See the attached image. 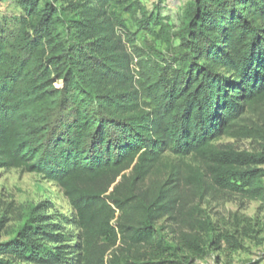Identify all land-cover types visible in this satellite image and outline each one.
<instances>
[{"label":"trees","instance_id":"obj_1","mask_svg":"<svg viewBox=\"0 0 264 264\" xmlns=\"http://www.w3.org/2000/svg\"><path fill=\"white\" fill-rule=\"evenodd\" d=\"M9 1L21 14H0V170L54 184L77 234L45 201L0 264H194L258 233L245 220L220 232L200 204H264V151L221 143L264 148V0H188L175 33L142 0Z\"/></svg>","mask_w":264,"mask_h":264},{"label":"rangeland","instance_id":"obj_2","mask_svg":"<svg viewBox=\"0 0 264 264\" xmlns=\"http://www.w3.org/2000/svg\"><path fill=\"white\" fill-rule=\"evenodd\" d=\"M188 0H142L147 12L160 16L164 25H169L175 33L182 24L183 10ZM0 14L9 17L19 16L20 10L9 0H0ZM125 25L135 33L137 28L126 15ZM136 46L165 51V46L150 35L137 34ZM173 41V45H177ZM222 144H231L240 151H264V148L251 141L234 142L223 140ZM47 201L51 206L48 214L55 223H60L66 233L76 235L77 229L66 223L72 217V210L60 190L52 183L45 182L39 176L20 170H0V243L15 236L29 219L33 208ZM200 207L211 219L218 231H233L234 223L248 221L257 234H249L241 241L242 249L233 254L210 250L204 260L194 264H264V204L240 199L235 196L208 197ZM245 224H247L245 222ZM242 227V226H241ZM240 229V228H239Z\"/></svg>","mask_w":264,"mask_h":264}]
</instances>
